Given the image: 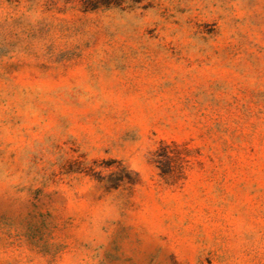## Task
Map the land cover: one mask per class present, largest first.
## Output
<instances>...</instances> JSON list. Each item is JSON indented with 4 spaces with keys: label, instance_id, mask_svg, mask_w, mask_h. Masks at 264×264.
Returning a JSON list of instances; mask_svg holds the SVG:
<instances>
[{
    "label": "rangeland",
    "instance_id": "1",
    "mask_svg": "<svg viewBox=\"0 0 264 264\" xmlns=\"http://www.w3.org/2000/svg\"><path fill=\"white\" fill-rule=\"evenodd\" d=\"M0 264H264V0H0Z\"/></svg>",
    "mask_w": 264,
    "mask_h": 264
}]
</instances>
